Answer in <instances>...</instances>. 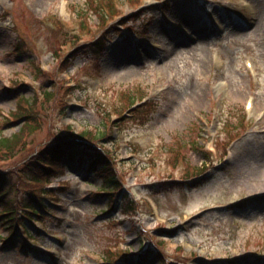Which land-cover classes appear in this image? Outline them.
Instances as JSON below:
<instances>
[{"label": "rangeland", "instance_id": "rangeland-1", "mask_svg": "<svg viewBox=\"0 0 264 264\" xmlns=\"http://www.w3.org/2000/svg\"><path fill=\"white\" fill-rule=\"evenodd\" d=\"M91 1L0 0L1 136L20 102L34 123L3 199L46 191L15 244L0 216V264H264V0H115L104 20ZM80 130L117 188L85 160L25 182Z\"/></svg>", "mask_w": 264, "mask_h": 264}, {"label": "trees", "instance_id": "trees-1", "mask_svg": "<svg viewBox=\"0 0 264 264\" xmlns=\"http://www.w3.org/2000/svg\"><path fill=\"white\" fill-rule=\"evenodd\" d=\"M117 1V0H116ZM134 1V0H132ZM114 2L115 0H100V2L91 1L90 7L93 8L97 12H101L99 14L100 19L104 20L106 13L110 12L109 14H112L114 9ZM102 9V10H101ZM103 13L105 14H102ZM102 45L104 42L101 43ZM103 47V46H102ZM102 52V48L98 50V54L100 55ZM64 71V70H63ZM129 100H132L131 97H128ZM24 102V101H23ZM133 103V102H132ZM20 106L17 107L16 111L12 115L13 121L17 119H24L23 129L20 130L16 135H13L11 138H5L1 136L0 133V162L10 160L13 157H15L17 149V143L20 141V136H22V133L24 130L28 129L31 130V128L34 126V123L32 120H30V111L29 109L27 111L22 108L23 104L20 102ZM119 108H115V112H117ZM143 109H140L141 111ZM138 111V112H139ZM122 113V111H120ZM136 112V113H138ZM120 113V115H121ZM135 113V114H136ZM117 119L122 120L124 119L123 115L119 118L118 112H117ZM80 137H72V138H66L63 137L59 140H57L52 146L45 147L44 150H41L40 153L36 156H30L25 159V166L28 170H30V173L28 175L29 179L25 177V182H32L35 184H39L40 188L41 186H46L49 182L50 177L57 176L58 171L61 168V164L63 161L67 162H75L79 163L82 160L86 161V169L93 170L96 172L98 170L101 173V176L105 178V185L108 184L110 187L117 188L118 184L113 179V176L111 175L109 169H108V163H110L108 154L103 151V153H99L95 151V147L91 146L90 143H85L86 141L83 137L87 136L90 142L92 139H94L93 135L91 133L82 132L80 133ZM99 135V134H97ZM101 137L105 136L104 132H100ZM203 169H199L195 172L196 173H202ZM7 174L8 172H1L0 171V216L3 218L5 217V221L2 223L10 222L9 225L6 226L7 230L9 231L8 236L5 239H2L4 243H11L15 244L20 239H17L19 236L23 237L20 234V228L23 231V234H25L26 231H24L22 227V222L17 221L15 223V216L14 214L18 215V211L15 209V202L13 200H4L3 196L6 194V189L4 187L6 186L7 182ZM23 174L20 175L22 177ZM194 175V174H193ZM24 178V176H23ZM40 194L36 195L33 193V191H27L29 195V201L25 208H27L28 217L35 216L38 214L36 211V208H34L33 204H36L38 207H43V200L45 199V192L43 188L40 189ZM105 190V189H104ZM99 193H102L104 195H112L113 193L111 191H100ZM127 212V211H125ZM28 218V219H29ZM156 258H161L160 254H156Z\"/></svg>", "mask_w": 264, "mask_h": 264}]
</instances>
